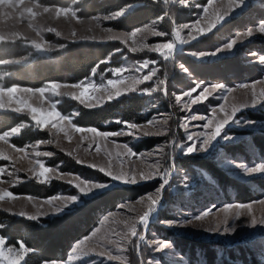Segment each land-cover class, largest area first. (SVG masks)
<instances>
[{"label":"rangeland","instance_id":"374dc122","mask_svg":"<svg viewBox=\"0 0 264 264\" xmlns=\"http://www.w3.org/2000/svg\"><path fill=\"white\" fill-rule=\"evenodd\" d=\"M167 2L169 7H178L190 11L192 9L187 1L180 3V0H167ZM237 2L238 0H210V2L208 0L205 6L198 8L199 12L194 21L183 24L193 26L188 28L183 27V25L177 26L169 19V15L167 14V19L171 23L168 38L165 34L161 36L152 34L153 32H161L158 27L160 25L159 22H153L148 26L139 28L142 31L137 32L136 36L133 37L131 33L136 30L123 32L111 28V32L106 31V29L110 28L108 23L118 20L122 16L114 20L105 19L107 16L82 19L78 16V12L74 6L67 7L71 10L68 14L61 13L57 15L55 9L61 7L44 6L39 4L38 0H25V5L21 6V9L26 5L32 6L33 11L38 13L34 18L29 17L27 13L23 17L19 13L0 17V34L5 36V41L3 42L25 41L39 56H49V54L58 50L62 42H68L70 44H112L119 47L117 53L125 54L120 60V67H118L125 69V71L115 73L113 69L117 68H113L111 70L109 69V76L93 74L90 78L81 81L83 85L79 89L71 87L73 84L55 83L61 85L60 88L56 89V92L59 93L57 95L51 88V85L54 83H48L42 86L45 88L43 94L39 93L37 91L38 89H33L32 92H24L22 89H25V87H15L18 90L13 94V98L7 95L3 97L6 110L0 109V113H12L17 116L28 117L37 131L47 135V139L30 142L23 147H16L12 143V139L20 136L22 129L26 127L25 124H22L21 126L15 127L18 129L16 133H12L11 129L7 131L10 135L0 140V168L4 169V172L0 173V192L8 191L17 197L16 199L5 197L4 200H0V212L6 213L11 217L25 219H27V215L37 216V219L33 221L45 218L53 219L65 214L68 215L79 207L83 208L87 205V202H91L94 199H96L94 201H98L99 199L107 198L116 190H126L135 193L142 187L144 189H151L143 195L136 196L134 199L130 197L122 201L116 206L114 211H110L101 216L97 225L85 236L88 237L97 228H101L102 233L108 229H124L125 224L123 221L143 211L147 203L146 197L162 188L158 211L152 216V222L147 223L146 228H144L138 220L136 221L138 233L142 232L145 236V242H140L138 250L135 248L136 237H131L132 244L122 245V247H126V251H118V246L116 244H109L107 240L101 241L103 247L97 246L95 250H92L90 245L96 239L93 238V241L85 240L82 248L74 253L72 251L73 247H75L76 243L85 239L83 237L73 244L64 261L47 262L45 264H188L186 262L187 260L176 252L175 247H173V241L165 238V236L169 237L170 235L217 243L221 248L252 244L256 258L264 264V223H261L264 220V205L258 203V201L264 200V190L261 192L258 188L254 187L258 191L257 193L254 192L257 198L245 204L237 202L225 203L221 202V200L216 201L214 198H212L213 202L209 206L202 207L200 204L194 205L193 200H189L184 205L179 204L178 206H170L168 204V198L171 196L174 197L173 200H181L183 202V199H186L191 194L190 188L194 186V184L191 185L189 183L186 174L178 169L177 159L179 157L208 158L224 170L228 176L237 180L242 188L250 187L252 183H264V173L246 174L248 170L264 165V162L253 160L251 161L252 163H249L241 157L229 156V154L225 153V148L231 145L239 146L245 143L246 147L249 149L252 148L250 142H247L248 136L243 134L264 131V120L254 121L249 118L251 114L264 115V99H261L260 103L254 107H240L229 124L225 125L220 136L211 143L207 151H199L203 137L199 140H187L188 135H194L198 132L210 133L215 126V121L221 120L226 114L230 113L233 106L241 105L246 99L250 100L252 85H255V91L258 96L264 91V83H262L264 82V61L261 60L264 55L259 54L255 50V45H258L259 42L264 44V33L258 31L259 24L264 22V20L260 18L254 20L253 17H250V20L244 19V27L240 26V29H234V27L229 28L227 30L228 34H224L225 36H222L216 42L219 44L214 46L213 49L198 50L197 48L201 40L213 37L212 35L221 27L241 20V17L254 4L259 5L264 11V0H243L241 6L235 8L234 5ZM2 5L0 3V6ZM36 5H40V7H36ZM44 7H48L50 9L49 12H44ZM205 8L209 10L207 13L204 12ZM129 10L130 8L125 14ZM72 11L76 12V17L71 15ZM5 12L12 13L13 10L6 8ZM225 13L227 14L223 15ZM218 15H223V19L217 22L216 27L211 31H205L203 33L196 31V27L207 29L208 25L215 21ZM245 17H247V14ZM198 21L199 23L197 24ZM29 24H31V27H29ZM49 28H54L56 31L50 32L48 31ZM251 29H254L252 36L241 35ZM57 31L60 32V35L56 34ZM72 31L76 32L77 35L75 37H71ZM38 32L39 35L37 34ZM175 33H179V39H177ZM192 35L196 36L195 40L191 38ZM237 36L240 39L237 40L236 45L233 46L231 51L225 50L217 52V55L214 56H199V53L214 52L219 48H223L224 45L232 39H236ZM112 37H120V39H114ZM159 39L163 41L156 42ZM33 41L40 43L50 50L37 52L32 47ZM181 41L186 42L181 43ZM169 42H174V49L169 59L165 60L160 51L154 50V45ZM177 45L178 47L180 46L178 49L176 47ZM132 48H135L136 51H132ZM161 51L167 53L168 50L162 49ZM192 53H196L197 55H192ZM183 56L188 57L189 61L187 64L180 62ZM231 58H238L234 59L236 65V62L239 60L241 64L248 65V67L252 68L254 72L248 70L245 72L246 76L242 80L230 76L229 78H224L225 80L222 79L221 82L215 78L207 80V78H204L206 77L204 76V72L200 71L201 69L211 70L214 68L218 71V66L221 65V61L231 60ZM144 60H148L150 63L140 71H135ZM29 62V60L19 61L20 64ZM151 69H156V74L150 80H142L139 84H135L134 86L137 89L135 92L127 90V88L133 85V78L138 79L143 75H147ZM192 71H197V73L201 72L202 76L195 75ZM249 73L255 74L251 76ZM220 74L218 71L215 76L218 77ZM174 77H180L181 79L174 81L175 84H172L171 79ZM121 79L124 83H117L115 87L108 84L109 80L118 81ZM160 80H163L164 83L159 84L158 82ZM198 83L200 87H197ZM216 83L224 85V89L211 91V86ZM0 84L2 83L0 82ZM242 84H248L250 87L248 89L238 87V85ZM84 87H88L89 91L84 96H81L80 93ZM205 87L210 89V94H205L206 98L199 100L195 104L188 103L189 98L183 95L185 91L195 89V91H192V99H195L203 92ZM229 88L234 89L230 94L226 91ZM151 89L157 90L152 92L150 91ZM118 90L121 93L120 95H116ZM109 94H111V98H109ZM132 94L145 95L155 101V104L152 109L154 111L149 116L147 122L138 125L143 127L131 130V135L127 134L129 129H127V124H125L124 128L118 131L124 132V135L110 136L107 138L101 137L93 140V133L76 131L77 127L72 123L73 118L62 115L57 108L58 105L69 102L86 109H96L108 102H113ZM177 95L181 96L179 103L176 101ZM160 99L166 103L165 106L164 104L162 106V104L156 102ZM185 104L188 106L184 107ZM221 107L225 111H220ZM32 108H36L38 111L33 113L31 111ZM12 109H19V111H12ZM50 112H58L60 117H65V119L52 117L47 123L40 124H37V121L33 119V116L36 115L38 119L44 120ZM193 115L204 116L206 119L192 120L190 117ZM208 120H213L214 123L209 128H205L204 125L208 123ZM185 123L187 124V130L180 126ZM54 124L56 127H53ZM144 132L150 134L144 135ZM3 134L0 136H3ZM148 140H157L158 142H154L151 148L142 151L136 150L135 145ZM48 141H51V143ZM192 143H196L197 150L193 153H187L186 147ZM124 144H127L134 153H137V156H124L121 147ZM178 144L184 146L177 148L176 145ZM98 146L100 148L99 152L96 151ZM17 148H24L25 151L18 152L16 151ZM36 152H50L52 155L36 156ZM117 152H120L126 161H134V164L125 163L122 166L116 158L115 154ZM3 157H7V159ZM157 159H160L163 165L160 169L161 175L165 168L171 167L166 185H163L159 176H155L151 180L138 179L135 185L123 184L111 179L110 176H106L98 170V166L111 164L113 171H119L121 167L124 171H129L133 168L148 171L145 167V162L151 164ZM61 160H64L70 166L78 167L84 173L94 175L95 178L87 179L80 175H74L68 170H62L64 161L59 162ZM40 163H43L45 167L53 169L54 171H49L44 177L37 176L36 173L40 170ZM90 164L92 167H89ZM199 174L202 176H198L196 188L211 189L216 187V183L208 179L206 175H203L204 173L201 172ZM76 177L83 179L85 182L104 184L105 187L94 189L87 194L81 193L79 188L76 187ZM41 180L45 182L41 183ZM70 180L72 183L68 182ZM56 182L69 187V192H60L58 195L45 199L29 195H16L13 192L20 186L29 183L40 187H48ZM28 197H32V199L29 200ZM53 197L74 198L75 202L70 203L62 212L57 213L56 208L61 207L64 202L62 199H53ZM45 201H51V203H45ZM138 201H143V203H138ZM218 202L220 203L217 204ZM122 204L131 206L136 211H130L128 207L122 208ZM237 204H251L252 208L250 211L247 208L237 209L235 207ZM209 209H211L209 215L202 221H194L190 225L187 224L189 220ZM21 212L26 215H20ZM237 213H239L238 218ZM160 214H162L161 216L170 215L172 218L159 219ZM253 218L256 220L255 224L252 223ZM102 221L103 225L101 223ZM154 226L163 229L165 233L160 235L150 232ZM217 226L219 227L218 231H204L205 228L215 229ZM225 228H228L229 231H225ZM97 235L100 236L101 234L98 233ZM0 237L2 236L0 235ZM111 239L115 240L118 237L113 235ZM156 241L164 242L168 246L163 248V250H158ZM2 248L6 255L10 256L13 260H17V264L21 263L27 253L23 252L21 248L7 246L6 243L2 245ZM9 249L13 251L9 252ZM105 250H110L112 255L118 258L109 260L106 255L99 254ZM85 252H87V255L84 254ZM0 264H8V260H0Z\"/></svg>","mask_w":264,"mask_h":264},{"label":"trees","instance_id":"16d2710c","mask_svg":"<svg viewBox=\"0 0 264 264\" xmlns=\"http://www.w3.org/2000/svg\"><path fill=\"white\" fill-rule=\"evenodd\" d=\"M191 6V11L178 7H169L167 0H38L39 4L44 6H56L67 8L74 6L78 16L82 19H90L98 16H109L118 10H130L120 19L111 21L108 26L116 31L132 32L138 28L148 26L153 22H159V28L167 36L170 33L171 23L173 21L177 26L188 24L194 21L198 15V8L207 4L208 0H184ZM262 4V3H261ZM247 14V17L245 15ZM231 24L221 27L213 34L211 38H204L197 46L198 50L213 49L217 46L219 39L228 34V29H240L245 25V20L262 19L264 20V11L259 5L254 4L248 12ZM161 17H163L161 19ZM248 18V19H247ZM248 26V25H246ZM233 29V30H234ZM225 34V35H224ZM159 39L156 42H162ZM119 47L116 45H99L92 43L70 44L68 42L60 43L58 50L49 54V56H39L29 47L25 41L0 42V60H10L13 63L0 64V82L5 88L25 87L39 89L48 83L76 84L90 78L93 74L109 76V69L118 68L121 65L120 60L125 54L117 53ZM255 50L264 55V44L255 45ZM254 52V51H253ZM26 57V59H25ZM225 59V58H224ZM234 59L221 61L219 65L220 76H215L216 69H201L204 72V78L207 80H222L226 77H236L242 80L246 76L245 72L252 70L248 65L241 64L238 60L237 65ZM29 60V63L16 64L15 61ZM223 60V59H222ZM188 57L183 56L180 62L187 64ZM230 62V63H228ZM207 65V64H206ZM95 69V73L93 72ZM192 70V68H191ZM235 71V73H233ZM254 72V70H252ZM197 71H192L195 75L202 76ZM253 76L255 73H249ZM176 75V74H174ZM213 77V78H212ZM180 77L172 78L174 81ZM225 80V79H224ZM222 82V81H221ZM155 101L145 95L132 94L119 98L113 102H108L100 108L86 109L74 103H64L57 108L62 115L72 117V123L77 128H95L99 132H118L124 128L125 124L136 123L137 125L147 122L154 110ZM159 104L166 103L160 99L156 101ZM75 113V115H73ZM254 121H263L264 115H249ZM120 121L121 123H117ZM25 124L20 136L12 139L16 147H23L30 142L47 139L45 133L36 130L33 123L26 116H17L12 113H0V135ZM241 134V133H240ZM252 148L242 145H231L225 148V153L229 156H237L252 163L253 160L264 162V131L256 133H245ZM157 140H148L135 145L136 150L142 151L151 148ZM61 160L59 162H63ZM178 169L184 172L189 183L194 184L190 188L191 194L183 202L168 198V204L184 205L189 200L195 204L209 206L214 198L221 202L249 203L257 198L254 192H258L254 187L262 192L264 183H252L250 187H241L238 181L231 178L224 170L218 167L212 160L197 157H179L177 159ZM62 170H68L74 175H80L87 179L95 178L78 169L70 166L65 161ZM204 173L208 179L216 184L214 188L200 189L196 188L199 173ZM204 180L205 177H203ZM69 187L62 183H52L48 187H40L33 183L25 184L14 190L16 195H29L36 198H50L61 193L69 192ZM150 188L142 187L135 193L131 191H114L109 197L102 200L87 202L86 206L77 208L68 215H62L53 219L45 218L36 221L25 218H16L0 212V235L5 239L7 246L20 248L21 244L28 249L24 259L20 264H45L47 262L64 261L71 250L73 244L81 238L87 236L101 216L110 211H114L116 206L122 201L132 197L145 194ZM177 202V203H175ZM218 202L217 204H219ZM159 219H171L172 216L164 215ZM150 232L162 234L163 229L154 226ZM166 239L173 241V247L176 252L187 260L188 264H262L256 258L252 244L235 245L230 248H221L217 243L200 241L195 238L178 237L170 235Z\"/></svg>","mask_w":264,"mask_h":264},{"label":"snow or ice","instance_id":"6c2138e0","mask_svg":"<svg viewBox=\"0 0 264 264\" xmlns=\"http://www.w3.org/2000/svg\"><path fill=\"white\" fill-rule=\"evenodd\" d=\"M209 2H210V0H209ZM242 2H243V0H238V2L235 3L234 7L235 8L240 7ZM0 3H2L3 5L7 4L8 5V9L13 10L12 13H6L5 9L0 8V17L10 16V15H13L15 13H19V15L21 17H23L25 15V13H27V15L29 17L34 18L38 14V13L34 12L33 11V7L29 6V5H26V6L23 7V9H21V6L25 5V0H0ZM180 3H184V0H180ZM36 7H40V5H36ZM49 10L50 9L48 7H44L43 8L44 12H49ZM55 11H56L57 15H60L61 13L68 14L71 10L65 7V8H57V9H55ZM126 11H127V9L118 10V11L112 13L111 15L105 17V19L114 20L117 17L123 16ZM208 11L209 10L207 8L204 9L205 13H207ZM226 14L227 13H225L223 15H226ZM71 15L73 17H76V12L72 11ZM223 15L216 16L215 21L210 23L208 25L207 29L196 27V31L200 32V33H203L205 31H211L213 28L216 27V23L223 19ZM162 18L163 17H161V19ZM198 23H199V21L197 22V24ZM183 27L188 28V27H193V26L183 25ZM48 31L52 32V31H56V30L54 28H49ZM106 31L111 32L112 29L108 28V29H106ZM140 31H142V29L138 28V29H136V31L132 32L131 35L134 37V36H136L137 32H140ZM258 31L260 33H264V22H261L259 24ZM253 32H254V29H251V30H248L246 33H243L241 35L252 36ZM37 34L39 35V32ZM56 34L60 35V32L57 31ZM152 34L156 35V36L164 35V33H162V32H153ZM76 35L77 34H76L75 31L71 32V37H75ZM175 35H176L177 39H179V33H175ZM112 38L120 39V37H112ZM191 38L193 40H195L196 36L192 35ZM238 39H240L239 36H237L236 39H232L230 42H228L226 45H224L223 48H219V49H217L214 52H202V53H199V56H201V57H203V56H214V55H217V52H222V51H225V50L231 51L233 49V46L236 45ZM3 41H5V36L0 34V42H3ZM185 42L186 41H181V43H185ZM32 47H34L37 50V52H44V51L50 50L49 48H46V47L42 46L40 43H36L35 41H33ZM162 49H167L168 50L167 53H164L163 51H161ZM173 49H174V42L154 45V50L160 51L161 55L164 56L165 60L169 59V56L172 54ZM131 50L132 51H136L135 48H132ZM192 55H197V54L196 53H192ZM25 59H26V57H25ZM261 60L264 61V57H262ZM15 62L19 63V61H15ZM10 63H13V61H10V60H7V59L6 60H0V64L7 65V64H10ZM149 63L150 62L148 60H144L139 65V67L137 69H135V71H140L141 69L145 68ZM95 71L96 70L93 69L94 73H95ZM113 71L115 73H120V72L125 71V69L117 68V69H113ZM155 74H156V69H151L147 75H143L142 77H140L138 79L137 78H133V85L130 86L129 88H127V90L135 92L137 90L136 87L134 86L135 84H139L142 80H150L152 78V76H154ZM117 83H121L122 84V83H124V81L122 79L118 80V81H113V80H109L108 81V84L112 85L113 87H115V85ZM158 83L159 84H163L164 81L160 80ZM262 83H264V82H262ZM82 85H83V82L78 83V84H73V85H71V87L79 89V88L82 87ZM60 87H61V85L55 84V83L51 85V88H52L53 92L55 94H57V95H59V93L56 92V89H58ZM197 87H200L199 83L197 84ZM238 87L243 88V89H248L250 86L248 84H242V85H238ZM251 88H252L251 99L250 100L246 99L239 106H233V108H232L230 113L226 114L221 120L215 121V126H214L213 130L210 133L209 132H198V133H195L194 135H188L187 136V140H189V141H193L194 139L199 140L201 137H203L202 143H201V145L199 147V151H201V152L207 151L208 147L211 145V143L213 141H215L217 139V137L220 136L222 130L225 128V125L229 124V122L235 116V113L237 111H239L240 107H249V106L254 107V106H256L257 104L260 103L261 99H264V91H262L259 94V96H258L256 91H255V85H252ZM217 89H224V85L216 83V84H213L211 86V91H215ZM17 90L18 89L15 88V87H8L5 90V87L2 84H0V109H5V103H4L3 97L5 95H7L8 97L13 98V94L15 92H17ZM156 90L157 89H151L150 91L154 92ZM22 91H24V92H32L33 89L25 88V89H22ZM37 91L39 93L43 94L45 92V88L41 87ZM88 91H89V88L88 87H84V89L80 93V95L84 96L86 93H88ZM192 91H195V89H193ZM192 91H185L183 93L184 96H187L189 98L188 103H191V104H195V103L199 102V100H201L203 98H206L205 94H210V89L205 87L203 89V92H201V94L198 97H196L195 99H192ZM226 91L230 94V93H232L234 91V89L229 88V89H226ZM120 94L121 93L118 90L116 92V95H120ZM109 98H111V94H109ZM225 99H226V97H225ZM180 100H181V96L177 95L176 96V101L179 103ZM21 103H23V102H21ZM187 106H188L187 104L184 105V107H187ZM12 111H19V109H12ZM31 111L33 113H36L38 110L36 108H32ZM220 111L223 112V111H225V109L223 107H221ZM52 117H59L60 119H65V117H60V114L58 112H50V113H48L44 120L38 119V117L36 115L33 116V119L37 121V124H40V123H47ZM190 119H192V120H205L206 117L193 115V116L190 117ZM117 123H121V122L117 121ZM213 123H214L213 120H208V123L205 124L204 127L205 128H209L210 126L213 125ZM180 126L187 130V124L186 123L182 124ZM53 127H56V125L54 124ZM126 127H127V129H129L127 134L131 135L132 134L131 130L138 129L139 127H143V126H138L136 123H128L126 125ZM17 131H18L17 128H13L12 129V133H16ZM76 131H78V132L87 131V132L93 133V137H92L93 140H96L97 138H101V137L102 138H107V137H110V136H120V135H124L125 134L124 132H108V131L98 132L95 128H88V129L77 128ZM149 134L150 133H148V132H144V135H149ZM9 135H10L9 132H5L3 134V136H0V140L5 139ZM48 142L51 143V141H48ZM183 146L184 145H180V144L176 145L177 148L183 147ZM121 147L123 149V155L124 156H126V157L137 156V153H134L128 147L127 144H124ZM196 150H197L196 143H192L190 146L186 147L187 153H193ZM16 151L24 152L25 149L24 148H17ZM96 151L97 152L100 151L99 146L97 147ZM161 151H162V149H161ZM35 155L36 156H50V155H52V153H50V152H36ZM109 155H110V153H109ZM115 155H116L117 160L120 162V164L122 166L125 163H133L134 164V161H130V160L126 161L125 159H123V157L121 156L120 152H117ZM149 155H151V154H149ZM3 158L7 159V157H3ZM162 166L163 165L161 163V160L157 159L154 163H151V164H148L147 162H145V167L148 169V171H144L143 169L137 170L135 168H133V169H131L129 171H124L122 167H121V170H119V171H113L111 164H109L107 166H98V170L103 172L104 175L110 176L111 179H113L115 181H119V182H121L123 184L135 185V184H137L138 179L139 180H151L155 176H159L160 179L163 182V185H166L168 183L169 175H170V172H171V167L165 168L163 174L161 175L160 169H161ZM89 167H92V165L90 164ZM240 167H242V165H240ZM39 169H40L39 172L36 173L37 176H39V177H44L45 174L48 173L49 171H54L53 169H49V168L45 167L43 163L39 164ZM33 171H35V170L33 169ZM3 172H4V169L0 168V173H3ZM252 173H264V165L257 166V167H255V168H253L251 170H248L246 174L250 175ZM75 179L77 181L76 187L79 188V191L81 193L87 194V193L91 192L94 189H99V188L105 187L104 184L85 182L83 179H80L79 177H76ZM40 182L44 183L45 181L41 180ZM68 182L72 183L71 180L68 181ZM161 194H162V188L158 189L153 194H149L146 197L147 203H146V207L144 208V210L141 211V212H138V214L136 216L126 218L123 221V223L125 224V228L124 229H121V230L108 229V230H105L102 233L101 232V228H97L91 234V236L85 237V239H82L81 241L76 243L75 247H73L72 251L74 253L77 252L85 244V240L93 241V238H96V239H95L94 243L92 245H90L92 250H95V247H97V246L103 247V245H101V241L102 240H107V242L109 244H116L118 246V248H117L118 251H120V250L126 251L127 250L126 247H122V245L132 244L133 241H132L131 237H136L137 238L136 242H135V248L138 250L139 246H140V242H145V236H144V234L142 232L138 233L136 221L138 220L139 223L142 224L144 228H146L151 214L156 211V208H157V206H158V204H159V202L161 200ZM5 197H8L10 199H16L17 198L11 192H8V191L0 192V200H4ZM28 199L31 200L32 197H28ZM53 199H62L63 202H64L61 207H57L56 208V212L57 213L62 212L63 209L65 207H67L70 203H74L75 202L74 198H67V197H53ZM45 203H51V201H45ZM138 203H143V201H138ZM258 203L261 204V205H264V200H260V201H258ZM121 207L122 208L128 207L130 211H136L135 208H132L131 206H128V205L122 204ZM235 207L237 209H239V208H247L250 211L251 208H252V205L251 204H249V205L237 204V205H235ZM209 211H211V209L205 210L200 215H198L195 218L189 220L187 222V224L190 225L194 221H202L205 217H207L209 215ZM20 215H26V214L21 212ZM238 217H239V213H237V218ZM26 218L29 219V220H35V219H37V216H35V215H27ZM101 223L103 225V221ZM168 223H172V222H168ZM252 223L253 224L256 223V220L254 218L252 220ZM261 223H264V220H262ZM0 227H2V226H0ZM218 230H219L218 226L215 229H209V228H205L204 229V231H206V232L218 231ZM225 231H229V229L225 228ZM98 233H100L101 235L98 236L97 235ZM113 235L115 237H118V239H115V240L111 239V236H113ZM0 243H2V245H4L5 241H4L3 237H0ZM155 243H156V245H158V250H163V248H166L168 246L166 243L160 242V241H156ZM20 248L23 249V252H27L28 251V249L24 247V244H21ZM8 251L12 252L13 250L9 249ZM84 254L87 255V252H85ZM99 254L100 255H106L109 260L118 258V257H114L110 250L101 251ZM0 257H2L3 259H7L8 260V264H17V260H13L10 256L6 255V253L4 252L2 247H0ZM21 258H22V254H21Z\"/></svg>","mask_w":264,"mask_h":264},{"label":"clouds","instance_id":"9594fccd","mask_svg":"<svg viewBox=\"0 0 264 264\" xmlns=\"http://www.w3.org/2000/svg\"><path fill=\"white\" fill-rule=\"evenodd\" d=\"M0 8H2V9H6V8H8V5H7V4L2 5V6H0ZM29 27H31V24L29 25ZM0 247H2V243H0ZM0 260H3V258L0 257Z\"/></svg>","mask_w":264,"mask_h":264},{"label":"bare ground","instance_id":"6f19581e","mask_svg":"<svg viewBox=\"0 0 264 264\" xmlns=\"http://www.w3.org/2000/svg\"><path fill=\"white\" fill-rule=\"evenodd\" d=\"M176 47H177V49H178L180 46L178 47V45H177ZM158 206H159V205H158ZM158 206H157V208H156V211H155L154 213L151 214V217L149 218L148 224H149L150 221L152 222V216L155 215L156 212L158 211Z\"/></svg>","mask_w":264,"mask_h":264}]
</instances>
